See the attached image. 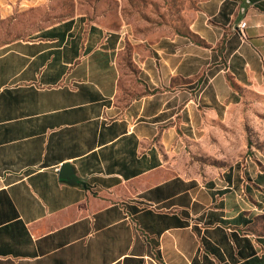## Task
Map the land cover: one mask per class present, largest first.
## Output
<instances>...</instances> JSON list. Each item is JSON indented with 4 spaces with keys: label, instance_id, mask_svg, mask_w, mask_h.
I'll list each match as a JSON object with an SVG mask.
<instances>
[{
    "label": "crops",
    "instance_id": "0c3cea01",
    "mask_svg": "<svg viewBox=\"0 0 264 264\" xmlns=\"http://www.w3.org/2000/svg\"><path fill=\"white\" fill-rule=\"evenodd\" d=\"M70 31L0 43V264H264V170L198 163L264 81V10L203 0L156 40Z\"/></svg>",
    "mask_w": 264,
    "mask_h": 264
},
{
    "label": "rangeland",
    "instance_id": "374dc122",
    "mask_svg": "<svg viewBox=\"0 0 264 264\" xmlns=\"http://www.w3.org/2000/svg\"><path fill=\"white\" fill-rule=\"evenodd\" d=\"M202 1L2 0L0 43L31 40L66 21L73 22L78 36L100 27L121 31L126 40H156L188 31ZM204 148L206 155L198 158L201 165L230 170L247 162L264 170V81L220 115Z\"/></svg>",
    "mask_w": 264,
    "mask_h": 264
},
{
    "label": "trees",
    "instance_id": "16d2710c",
    "mask_svg": "<svg viewBox=\"0 0 264 264\" xmlns=\"http://www.w3.org/2000/svg\"><path fill=\"white\" fill-rule=\"evenodd\" d=\"M249 3H252L253 5H255L256 7L260 8L261 10H264V0H248ZM72 24L73 22L72 21H66V22H63L62 24H60V26L58 27V32L56 31V27H52L50 29H47L45 30L41 36L43 37H54V36H58L59 37V41H62L65 37V34L67 31H69L71 28H72ZM70 36H73L74 35V32L73 31H70L69 32ZM79 36L78 34L76 35V38L72 40L71 44H79ZM252 252H254L252 250ZM250 264V262H249Z\"/></svg>",
    "mask_w": 264,
    "mask_h": 264
},
{
    "label": "water",
    "instance_id": "95a60500",
    "mask_svg": "<svg viewBox=\"0 0 264 264\" xmlns=\"http://www.w3.org/2000/svg\"><path fill=\"white\" fill-rule=\"evenodd\" d=\"M58 176L70 182L79 180V177L74 174L73 167L69 163H64L59 167Z\"/></svg>",
    "mask_w": 264,
    "mask_h": 264
},
{
    "label": "built area",
    "instance_id": "2783aa9c",
    "mask_svg": "<svg viewBox=\"0 0 264 264\" xmlns=\"http://www.w3.org/2000/svg\"><path fill=\"white\" fill-rule=\"evenodd\" d=\"M245 24H246L245 21H240L239 24H238V26L241 29V28H243L245 26Z\"/></svg>",
    "mask_w": 264,
    "mask_h": 264
}]
</instances>
